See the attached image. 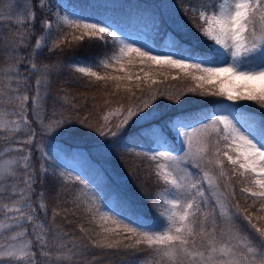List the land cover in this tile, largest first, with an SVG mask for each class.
Listing matches in <instances>:
<instances>
[{
	"label": "snow or ice",
	"instance_id": "snow-or-ice-1",
	"mask_svg": "<svg viewBox=\"0 0 264 264\" xmlns=\"http://www.w3.org/2000/svg\"><path fill=\"white\" fill-rule=\"evenodd\" d=\"M179 6L200 34L212 42L206 51L185 48L176 35L179 28L173 33H163L167 47L174 51L167 47L156 50L154 41L132 39L129 31L118 23L101 16H85L75 6L69 7L60 0H37L44 31L33 44L36 12L31 0H23L15 19L23 27L4 49L12 61L7 65L6 102L19 108L16 115L20 122L12 131H18L22 123L27 132L25 139L12 143L32 147L17 148L16 151L24 154L11 161L14 166L0 173V202L7 201L0 207L4 221L0 224V241H7L0 243V264H85L86 261L94 264L100 256L111 252L97 253L92 249L119 251L123 246L124 254L129 255L126 250L138 249L140 244L152 251V258L141 264H264V223H261L264 215L241 210L239 203L233 202L232 184L234 177H240L241 193L257 198L260 205L257 211L264 213V117L257 122L246 114L242 105H237L240 101H250L264 109V0H195L193 3L180 0ZM44 15L50 19H43ZM162 28V20L154 23L157 36ZM86 38L99 42L103 54L95 60H76L69 67L89 78V83L103 82L102 86L107 87L109 82H115L114 87L120 89L121 82L133 79L127 66L138 62L148 68L179 70L196 81L202 91L206 84L215 82V90L209 89L204 94L223 96L237 106H220L212 112H186L181 105L169 113L157 105L145 111L157 98V93L150 91L140 104L126 110L123 105L115 109L120 116L115 124L110 122V112L103 117V125L93 126L87 117L74 114L75 105L73 112L68 113L54 109L52 118L46 122L42 112L48 78L59 69V64L38 67V58L45 49L62 54L65 47ZM3 42L0 35V43ZM21 48L29 51L22 52ZM20 63L26 68H19ZM25 70L37 76L32 116L40 128V137L64 135L74 139L84 135L72 127L80 124L82 128H93L106 140H115V146L124 152L153 162L152 173L164 185L154 199L157 220L146 222L131 210L119 192L113 194L129 209L127 213L102 203L100 192L90 187L93 181L67 172L57 173L56 166L47 163L54 158L53 153L45 150L42 139H37V131L27 119L30 77L21 75ZM148 78L149 73L145 72L143 79ZM135 79L139 89L141 77L136 75ZM125 90L131 92L130 87L125 86ZM189 91L195 92V88ZM167 99L174 97L168 95ZM58 101L67 103L66 94ZM130 122L135 131L125 134ZM212 133L215 139H210ZM170 141H179L178 151ZM34 152H39L38 164L33 160ZM226 164L231 166V172ZM50 174L58 177L61 184L72 182L80 186L71 202L77 208L83 204L91 218L100 223L102 238L92 240L81 227L85 235L80 239L86 242L76 243L59 226L55 210L49 217L42 202L43 192L33 202L34 186ZM255 206L253 200L249 207ZM217 217L223 220L222 227L218 226ZM96 235L100 237L101 233ZM125 239L131 243L124 244Z\"/></svg>",
	"mask_w": 264,
	"mask_h": 264
},
{
	"label": "trees",
	"instance_id": "trees-1",
	"mask_svg": "<svg viewBox=\"0 0 264 264\" xmlns=\"http://www.w3.org/2000/svg\"><path fill=\"white\" fill-rule=\"evenodd\" d=\"M22 2L23 0H0V35L4 37V42L0 43V104H5L8 107H13V104L6 102L9 86L6 72L7 65L12 61L4 49L7 46V42L18 34L23 27L15 23L19 13V5ZM193 2L195 0H185V3ZM31 4L36 12L34 27L36 36L32 37V43L34 44L36 37L41 35L44 30L41 28L42 13L37 7V0H31ZM67 4L71 7L75 6L76 10L84 15L101 16L123 27L139 28V25L162 20L161 35L156 37L158 45H162V37L165 31L173 33L179 28L180 31L176 35L185 48L195 49L196 51H206L208 48V41L200 34L193 20L189 19L181 11L180 0H67ZM43 19H50V17L44 15ZM196 22L199 23L198 20ZM20 50L22 52L29 51L28 48H21ZM103 52L104 48L99 42H90L87 38L77 45L65 47L62 54L44 50L43 55L38 58V67L59 64V69L51 72L48 78L49 85L42 112L46 122L52 118L54 109L58 112L68 113L73 112V105H75L74 114L79 118L87 117L93 126L103 125V117L109 115L110 112V122L115 124L120 118L119 113L114 111L115 109H119L123 105V109L126 110L130 106L134 107L140 104L141 100L148 98L150 91H155L157 98L154 102H151L150 107L145 111H151L152 108L159 105L162 110L171 113L173 109L183 105V110L186 112L201 110L212 112L216 105L230 102L223 96L204 94L209 89L215 90L211 84H206L202 91L201 88L197 87L196 81L176 69H161L156 66L148 68L146 65H141L137 62L127 66V71L133 74V79L121 82V88L116 89L114 87L115 82H109L107 87L102 86L103 82L89 83V78L83 77L69 67V64L74 60H95ZM26 58L24 57V59ZM18 67L25 69L26 65L20 63ZM103 71L101 69L102 74ZM145 72L149 73L148 80L143 79ZM21 75L30 77L28 80L30 87L27 91L29 97L27 119L32 124V127L36 129L37 139H42L45 149L49 146L57 147L67 157L74 160L79 159L81 155L87 156L93 164L98 166L94 174L92 172L89 174L93 177L91 180L94 185L103 193L102 201L121 212L127 213L129 209L122 206L120 200L113 194L114 192H119L131 205V210L146 222L157 220V211L153 204L157 193L163 190L164 185L157 182L155 175L152 173L151 166L153 162L146 157H137L134 154L124 152L120 147L115 146V140H106L104 137L99 136L93 128H82L80 124H74L72 127L80 130L84 135L74 139H69L64 135L40 137V128L32 116V97L37 76L26 70ZM120 75H123V73H120ZM136 75L141 77L139 81L141 87L139 89L136 87ZM153 80L155 83L151 82ZM125 86L130 87L131 92L126 91ZM193 88H195V92L189 91V89ZM41 91L43 92V87ZM65 94L67 103L58 101V98L64 97ZM168 95L173 96L174 99H167ZM169 105L171 106L170 108L166 107ZM237 105H242L246 114H250L257 122L264 117V109H261L254 102L240 101L237 102ZM237 105H234V107ZM142 114L140 113V115ZM129 130L135 131L132 122L125 129V134H128ZM20 135L0 129V158L5 156L2 154L5 148L17 145L12 143V141L21 138ZM210 139H215V133H212ZM34 144L35 141H33ZM170 144L177 151L181 147L177 141H170ZM26 146L27 148L32 147V145ZM17 148L19 147L13 148L9 154L20 155V152L16 151ZM38 157L39 152H34L33 160L37 164L39 162ZM226 168L231 172V166L226 164ZM55 171L57 173L61 172L57 166ZM232 184L235 191V200L233 202L239 203L241 210L249 214L264 215V213L257 211L260 207L257 198L251 197L247 193H241L242 183L240 177H234ZM34 187L33 202H37V196L43 192L42 202L47 207L49 217L55 210L58 213L55 219L59 222V226L67 231L69 236L75 239L76 243L86 242L80 239L85 233L92 240L102 238L100 223L91 218L84 210L83 204L77 208L71 202L75 199L76 191L80 188L78 184L72 182L61 184L58 177H53L50 174ZM81 199H84L83 194H81ZM253 200H256V206L249 207ZM4 203L5 201L0 202V207ZM65 209L69 211L66 213ZM66 215L67 219H65ZM223 223V220L217 217L218 226L222 227ZM261 223H264V221ZM81 227L85 229V233L80 231ZM97 233H101V236L98 237ZM123 243L128 244L131 241L125 239ZM92 251L97 253L111 252L110 255L100 256L94 264H126V262L127 264H141L142 261H148L152 258V251L145 244H140L138 249H127L126 251L130 253L129 255L124 254L125 249L123 246H121L119 251L115 249H92ZM85 264H87V261Z\"/></svg>",
	"mask_w": 264,
	"mask_h": 264
},
{
	"label": "rangeland",
	"instance_id": "rangeland-1",
	"mask_svg": "<svg viewBox=\"0 0 264 264\" xmlns=\"http://www.w3.org/2000/svg\"><path fill=\"white\" fill-rule=\"evenodd\" d=\"M60 2L64 5L68 6L67 0H60ZM21 6H22V3H21V5H19V10H20ZM69 7H71V6H69ZM85 16H87V15H85ZM89 17L95 18L93 16H89ZM154 23H156V22H148L146 24L139 25V28H137V27H123V28L125 30L129 31L128 35L130 38L138 39L141 42L148 41L151 43L154 41L153 47L156 50H163L164 48L167 47V43H166L165 37L163 36L162 37V41H163L162 45L160 46L157 44L158 40H156V37H158V36L156 35L155 29H154ZM53 27L55 29V23H53ZM211 43H212L211 41H208L207 45L209 46ZM157 46H159V47H157ZM167 50L174 51V49H172L170 47H167ZM74 61H76V60H74ZM74 61H72V62H74ZM80 61H82V60H80ZM211 86H213L212 88L215 89V82H214V84H211ZM225 87H228V85H225ZM0 102H1V100H0ZM220 106L234 107V105L232 103L225 102V103H221V104L216 105L214 107L213 111L218 110V108ZM18 111H19V108L16 105H13V107H8L5 104H0V124L3 125V127L0 129L11 132V133L21 134L20 135L21 138H17V139L23 140L27 137V132L25 131V128H24L22 123L20 124V128L18 131H15V132L12 131V129L15 127L16 123L20 122V117L18 115H16V113ZM177 142L179 143V141H177ZM15 147H19V148L23 147V148L27 149V146L24 144L13 145V146L5 148L4 151L2 152V154L5 156H2L0 158V173H3L6 167L14 166L11 164V161L19 158L21 155L24 154L21 152H20V155L9 154V152ZM45 150L51 151L53 153V157H54V158H51L47 161L48 164L55 165L58 167L59 171L70 173L72 176L80 175L82 178H86L88 180H91V179H93V177L89 173L92 172L94 174V172L98 169V166L93 164L92 161L85 155H81V157L79 159L74 160V159L67 157L57 147L53 148V147L49 146ZM90 187H94L98 192H100V195L102 197V195H103L102 191L94 185V182L92 185H90ZM101 202L107 204L106 202H104L102 200H101ZM5 203H6V201H5ZM0 218H1L0 224H3L4 221H3L2 214H1ZM6 242L7 241H0V243H6Z\"/></svg>",
	"mask_w": 264,
	"mask_h": 264
}]
</instances>
